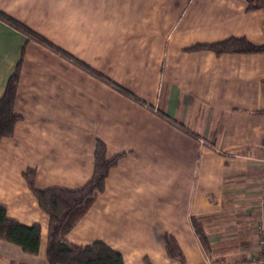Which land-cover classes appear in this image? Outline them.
I'll list each match as a JSON object with an SVG mask.
<instances>
[{
  "label": "crops",
  "instance_id": "crops-1",
  "mask_svg": "<svg viewBox=\"0 0 264 264\" xmlns=\"http://www.w3.org/2000/svg\"><path fill=\"white\" fill-rule=\"evenodd\" d=\"M0 10L139 100L0 20V96L24 48L20 118L0 141V204L7 217L41 226L37 254L0 240V256L48 264L49 218L22 174L34 169L38 189H78L92 175L97 139L108 158L123 155L68 242L102 241L123 264H181L167 255L166 234L183 264H235L259 252L264 53L193 47L230 37L264 44L262 9L247 10L246 0H0Z\"/></svg>",
  "mask_w": 264,
  "mask_h": 264
},
{
  "label": "trees",
  "instance_id": "trees-1",
  "mask_svg": "<svg viewBox=\"0 0 264 264\" xmlns=\"http://www.w3.org/2000/svg\"><path fill=\"white\" fill-rule=\"evenodd\" d=\"M246 1L247 10L262 9L264 11V0ZM0 20L24 34L27 37V41L32 40L44 45L55 53L74 61L75 64L90 74L100 78V75L95 70L73 59L70 55H67L47 41L43 36L31 30L26 24L1 10ZM193 49L210 50L215 54L264 53V44L255 45L245 37H230L214 43L198 44ZM23 51L24 48L15 70L8 77L5 89L0 96V141L13 134L14 125L20 118L14 112L13 106ZM111 86L139 101L128 90L120 86L116 87L115 83H111ZM122 155L118 154L112 158H108L105 144L100 139H97L94 147L92 175L82 187L73 190L62 188L38 189L35 187V170L29 168L23 172L22 175L35 196L39 208L49 218L46 243V259L48 264H123L122 255L102 241H94L86 245H76L65 239L66 233L85 214L97 196L103 191L105 179ZM193 227L208 253L210 245L203 226L193 219ZM40 234L41 226L39 224H24L7 217L5 206L0 204V240L19 246L27 254H37ZM164 240L167 255L183 264L184 257L175 239L166 234Z\"/></svg>",
  "mask_w": 264,
  "mask_h": 264
},
{
  "label": "built area",
  "instance_id": "built-area-1",
  "mask_svg": "<svg viewBox=\"0 0 264 264\" xmlns=\"http://www.w3.org/2000/svg\"><path fill=\"white\" fill-rule=\"evenodd\" d=\"M261 164L264 169V158L260 159ZM258 201L262 205L264 204V170L261 177L260 184L258 186ZM254 232L257 236V245L260 248L258 253L251 254L247 259H241L239 262L235 264H264V224L263 222H259L254 227Z\"/></svg>",
  "mask_w": 264,
  "mask_h": 264
},
{
  "label": "rangeland",
  "instance_id": "rangeland-1",
  "mask_svg": "<svg viewBox=\"0 0 264 264\" xmlns=\"http://www.w3.org/2000/svg\"><path fill=\"white\" fill-rule=\"evenodd\" d=\"M83 24H86L87 25V22H88V20L87 19H84V20H82L81 21ZM23 23V22H22ZM82 31H84L85 33L86 32H88V33H90V32H92L93 33V31H92V29H90L89 27H86V28H84V29H82ZM79 33H81V31L79 32ZM39 34V33H38ZM39 35H41V34H39ZM88 35V34H87ZM42 36V35H41ZM44 37V36H43ZM90 36H87V39L89 38ZM45 38V37H44ZM63 38H65V37H63ZM46 39V38H45ZM47 40V39H46ZM61 40H65V39H61ZM79 40H82V36L80 35L79 36ZM34 42V41H32V40H29V41H27V37H26V42L28 43V42ZM48 41V40H47ZM50 42V41H49ZM51 43V42H50ZM39 44V43H38ZM51 44H53V43H51ZM40 45H42V44H40ZM54 45V44H53ZM43 47H45L44 45H42ZM55 46V45H54ZM57 47V46H56ZM45 48H47V47H45ZM57 48H59V47H57ZM80 48H83V46H80ZM48 50H50L49 48H47ZM60 49V48H59ZM60 50H62V49H60ZM50 51H52V50H50ZM64 53H66L67 55H70L73 59H76L77 61H79V62H81V63H83L84 65H86V66H88V67H90L91 69H93V70H95V72H97L99 75H100V78H97L96 76H94V75H92V74H90L89 72H87V71H85L84 69H82L80 66H78L77 64H75L74 63V61H72V60H70L69 58H67V57H65V56H61L60 54H57V53H55L54 51H52L53 53H55V54H57L58 56H60V57H62L63 59H65L66 61H68V62H70V63H72L74 66H77L78 68H80L81 70H83L84 72H86L87 74H89V75H91V76H93V77H95V78H97V79H99V80H101V81H104L105 83H107L108 85H110L111 86V83H115V82H113V81H111L110 80V78H108V77H106L102 72H100L95 66L96 65H90V64H88L87 62H85L83 59H81L79 56L78 57H76V56H74V55H72V54H70V53H68L66 50H62ZM85 54V53H84ZM115 85H116V87H119L120 85L119 84H117V83H115ZM113 87V86H112ZM121 87V86H120ZM123 88V87H122ZM115 89H117V88H115ZM127 90V89H126ZM133 94V93H132ZM134 95V94H133ZM135 96V95H134ZM136 97V96H135ZM9 263V260L6 258L5 259V257L4 256H0V264H8ZM10 264V263H9Z\"/></svg>",
  "mask_w": 264,
  "mask_h": 264
}]
</instances>
